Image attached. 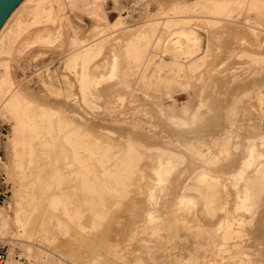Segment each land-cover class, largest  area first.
<instances>
[{
    "label": "rangeland",
    "instance_id": "obj_1",
    "mask_svg": "<svg viewBox=\"0 0 264 264\" xmlns=\"http://www.w3.org/2000/svg\"><path fill=\"white\" fill-rule=\"evenodd\" d=\"M173 1L97 0L103 3L104 8L98 18L91 16L85 9L72 11L68 7L65 13L69 18L65 23V35L61 37L64 40L63 45L48 51L36 62L29 61L28 55L23 56L21 61H18L20 63L13 64L17 79L26 80L29 77L26 84L33 91L39 92V75L43 68L59 69L70 51L79 47L75 42L67 45V41L76 36L87 40L111 39L116 53L120 56L121 63L117 71L122 73L123 69L126 70L130 66L131 56L126 55V51L130 49L129 43L136 42L133 36L146 21H154L159 25L160 49L147 48L144 51L145 62H151L145 66L143 73L147 78L161 79L167 83L168 86L155 87L149 92L160 97L159 101L164 102L165 109L172 111V120H189L201 127L199 123L211 120L218 114L219 117L216 118L222 121L226 119L222 116L226 111L225 107L228 106L227 115L232 109V97L233 113L240 122L248 116L255 118L260 115L264 119V115L260 114V106L253 94H250L249 84L257 78L258 72H261L260 77L258 76L260 79L264 77V10L254 12L243 6L240 10L231 9V17L221 16L220 20L211 22L213 13L204 6L203 0H177L187 7L183 13L177 16L172 12L165 14ZM30 10L32 5L23 9L21 17L26 19ZM56 10L61 14L57 5ZM169 16L181 18L183 22L176 27H165V20ZM117 23L121 25L116 26ZM234 27H238L235 29V38L230 33ZM179 30L191 34L195 50L192 56L188 54L173 61L165 57L161 49ZM27 36V39L32 37L30 34ZM95 62L97 74L102 75V54ZM197 62L199 67L192 70L191 65ZM119 81H122L123 85L117 96H124L121 100L124 103L128 101L127 106L132 108L134 113L136 111L138 117L156 122L150 107H147V104H151V100H147V89L145 88V91L144 87L135 86L133 101L136 102H129V82L134 81L130 77L128 80L123 77ZM201 89L202 95L199 97L197 93ZM166 94L172 97L169 98L170 106L165 104V99H168ZM228 96H231L229 103L226 102ZM93 104L94 107L83 105L81 113L89 114L87 117L94 118L95 122L100 118L110 117L112 106L107 105L106 98H96ZM186 108L190 110L185 112ZM215 108L217 111L219 109V113ZM247 108L251 110L248 111ZM144 111L147 113L144 114ZM164 122L168 124L166 120ZM103 123L109 128L114 127L111 123ZM178 124L173 123L169 128L178 130ZM223 125L228 128L227 124ZM208 126L204 124V128ZM116 127L118 126L115 125ZM169 128L167 125H161L156 130L159 133L165 129L160 135L165 133L168 136L166 130ZM153 130L150 127L144 133L152 135ZM170 141L169 138L168 141L165 139V148L175 150ZM260 148L264 150V145ZM41 149L48 153L40 155L41 150L37 148L30 162V150L16 146L12 125L0 114V250L5 255L0 264H227L234 261L232 254L239 252L240 246H247L250 251L257 250L255 242L249 240L248 232H260L264 210L255 221V225H258L250 226L248 223L252 213L245 207L250 197L246 186L231 189L221 184L213 196L212 210H209L195 187L186 191L188 177L179 175V169H171L163 175L164 188L154 221L149 225H136L129 210L140 179V174L134 166L110 165L112 171L122 170V174L112 175L103 173L104 169L96 165L94 160L93 167L97 172L87 178V184H90L87 188L81 181L82 174L70 176L69 184L65 183L69 174L64 173L55 179L49 178L50 168L58 163L56 160L52 163L49 161L52 149ZM57 151L60 167H68L70 172L80 169L70 157L69 149L58 148ZM143 152L146 159L144 158L141 164L148 162L153 169L159 166L167 167L164 158L159 161L156 153H148L145 150ZM236 152L241 153V149ZM159 153H164V150ZM214 153L217 154L218 151ZM22 156V163L15 167L17 160ZM109 160L113 161V164L118 161L114 158ZM168 161L169 166L183 167L179 164L182 161L180 158L171 157ZM126 169L132 172H123ZM184 194L189 197L187 205L183 208L180 198ZM198 215L203 217V222L199 220ZM218 216L225 217L230 225H225L222 235H218V229L221 228L220 224H216ZM261 254H258L257 258L253 256L255 263L252 264H264ZM238 258L237 264H250V255Z\"/></svg>",
    "mask_w": 264,
    "mask_h": 264
},
{
    "label": "bare ground",
    "instance_id": "obj_2",
    "mask_svg": "<svg viewBox=\"0 0 264 264\" xmlns=\"http://www.w3.org/2000/svg\"><path fill=\"white\" fill-rule=\"evenodd\" d=\"M202 3L213 13L211 22L220 20L221 16L231 17V9L240 10L243 6L254 12L264 10V0H203ZM29 5H32V10L27 18L23 19L21 17L23 9ZM56 5L59 6L61 14L57 12ZM68 7L72 11L85 9L87 13L96 18L104 11L103 3L97 2V0H23L16 7L17 9L15 8L16 10L14 9L9 15L10 18H7L0 30V114L11 123L16 146L30 150V162L36 154L35 149L40 148L42 151V153L39 152L40 155L45 153L41 149L42 147L52 149V155L47 156L51 163L56 160L55 162L58 164L50 168L48 173L50 177H48L55 179L64 173L69 174L68 180L65 181L66 184H69L70 176L82 174L81 181L87 188L90 186L87 184V178L97 172L93 167L94 160L96 165L98 164L104 169L103 173L112 175L122 174V170L112 171L110 165L134 166L140 174V179L136 196L129 210L134 219L133 223L136 225H149L154 221L159 211L158 201L161 191L164 188L163 175L169 173L171 169L173 171L179 169V175L188 177V190L186 191L195 187L209 210H212L213 196L221 184L231 189H241L246 186L250 197L245 207L252 213L248 224L254 226L259 213L264 210V150L260 148L261 145H264V125H262L264 119L260 115L255 118L248 116L240 122V119L233 113L234 97L231 99V96H228L226 102L229 103V99L232 100V109L228 115L226 112L228 106L225 107L226 111L223 109L225 112L223 115L220 113V117L222 115L226 119H220L222 121L217 119L218 114L217 118L215 117L217 120L213 117L211 120L199 123L201 127L189 120H172L174 118L172 111L168 108L165 109L164 102L159 101L160 97L149 92L150 89L161 88L167 83L161 79L147 78L143 73L145 66L147 67V64L149 65L151 62V60L145 62L144 51L147 48L150 50L160 49L161 37L158 33L159 25L156 22L146 21L137 30V34L133 36L136 42L132 43L133 45L129 43L130 49L127 48L126 51V55L131 56L130 66L126 70L123 69L122 73L117 71L121 63L120 56L116 53L114 42L111 39L87 40L76 36L68 40L67 45L70 46L71 42H75L79 47L70 51L59 69L43 68L39 75V92L33 91L26 84L29 77L26 80L17 79L13 64L20 63L18 61L23 56L28 55L29 61L36 62L43 58L48 51L63 45L64 40L61 37L65 35V23L69 18L65 13ZM186 8L184 4L174 0L166 9L165 14L172 12L177 16L183 13L182 11ZM165 21V27L168 28L176 27L183 22L181 18H171L170 16ZM120 25L121 23H117L116 26ZM55 26L57 27L55 28ZM237 28H231V36H235ZM29 34L32 37L27 39ZM194 50V40L191 34L184 30L176 31L161 49L163 55L173 61L188 54L192 56ZM100 54H102L104 68L102 75L97 74V63L95 62ZM199 65V62L192 64V70L197 69ZM259 74L261 75V72H258L256 79L249 82L251 85L250 94H253V98L260 106V114L264 115V77L260 79ZM123 77L127 80L130 77L134 81L129 82L128 92L130 94L127 97L129 102H136L133 101L135 86L140 85L144 87L143 90L147 89V100H151V104H147V107H150L151 115L156 122L146 120L148 118L143 119L142 117L141 119L138 117L139 115H136V111L134 113L132 108L127 106L128 101L124 103L121 100L124 96H117L121 85H123L119 79L121 80ZM234 89L236 90V88ZM229 91L231 93V90ZM201 95L202 89L197 93V96ZM165 96L168 97L167 100L165 99V104L170 106L172 97L170 96V98L167 94ZM101 97L106 98L107 105H111L112 109L109 112L110 117L100 118L95 122L94 118L87 117L89 114L81 113L80 109L83 105L94 107L93 100ZM209 97L211 98V96ZM189 110L186 108L185 112ZM250 110L251 108L248 109V111ZM218 111L217 113H219ZM117 112L118 114H116ZM145 113L147 112L144 111ZM103 122L111 123L114 127L109 128ZM173 123L174 125L179 123L178 130L169 128ZM204 124L209 126L204 128ZM223 124H227L228 128L226 129L224 127L226 125ZM115 125L118 127L115 128ZM161 125L168 126L169 130H166L168 136L165 133L160 135V132L166 128L160 130L159 133L156 130ZM150 127L154 129V132L152 135H146L144 131ZM168 138L175 150L165 148L163 142L165 139L168 141ZM58 148L69 149L70 157L74 164L79 165L80 169L70 172L68 167H60V158L57 157ZM238 149H241L239 154L236 152ZM143 150L148 153H156L159 161L164 158L168 168L159 166L153 169L148 162L141 164L145 158ZM160 150H164V153H159ZM215 151L218 153L215 154ZM22 157L17 160L18 163L15 167L22 163L21 160L24 159V156ZM171 157L180 158L182 161L179 164L183 167L169 166L168 160ZM112 158L118 159V161L113 164V161L109 160ZM123 172L131 173L132 171L126 169ZM188 197L187 194H184L180 198V205L183 208L188 203ZM219 216L216 224L221 225L218 235H222L225 225H230L225 217L219 218ZM198 218L202 221L203 217L198 215ZM248 234L249 240L255 242L257 250L250 251L249 247L240 246V251L232 254L234 261H229L230 263L227 264H237L236 258L246 254L250 255V264H252L255 263L253 256L256 257L261 252L263 253L264 248L260 247H264V216L260 232H248ZM261 256L264 257V253ZM238 259L241 260V258Z\"/></svg>",
    "mask_w": 264,
    "mask_h": 264
},
{
    "label": "water",
    "instance_id": "obj_3",
    "mask_svg": "<svg viewBox=\"0 0 264 264\" xmlns=\"http://www.w3.org/2000/svg\"><path fill=\"white\" fill-rule=\"evenodd\" d=\"M22 1L23 0H0V30L9 15Z\"/></svg>",
    "mask_w": 264,
    "mask_h": 264
},
{
    "label": "built area",
    "instance_id": "obj_4",
    "mask_svg": "<svg viewBox=\"0 0 264 264\" xmlns=\"http://www.w3.org/2000/svg\"><path fill=\"white\" fill-rule=\"evenodd\" d=\"M5 259V255L3 254V252L0 250V263H2Z\"/></svg>",
    "mask_w": 264,
    "mask_h": 264
}]
</instances>
